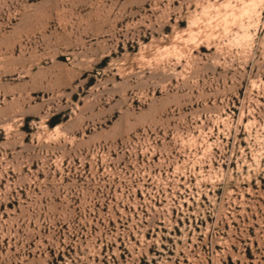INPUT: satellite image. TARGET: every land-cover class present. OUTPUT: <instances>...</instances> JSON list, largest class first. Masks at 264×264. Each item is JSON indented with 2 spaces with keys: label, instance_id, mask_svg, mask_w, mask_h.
I'll return each mask as SVG.
<instances>
[{
  "label": "rangeland",
  "instance_id": "374dc122",
  "mask_svg": "<svg viewBox=\"0 0 264 264\" xmlns=\"http://www.w3.org/2000/svg\"><path fill=\"white\" fill-rule=\"evenodd\" d=\"M0 264H264V0H0Z\"/></svg>",
  "mask_w": 264,
  "mask_h": 264
}]
</instances>
